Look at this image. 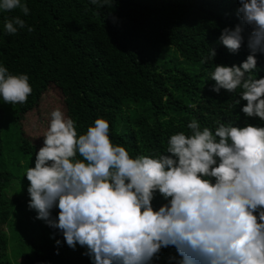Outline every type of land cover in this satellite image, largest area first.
<instances>
[{"label": "trees", "instance_id": "trees-1", "mask_svg": "<svg viewBox=\"0 0 264 264\" xmlns=\"http://www.w3.org/2000/svg\"><path fill=\"white\" fill-rule=\"evenodd\" d=\"M21 2L30 9L27 16L19 9L0 10V66L11 75H28L32 88L23 105L0 97V264H92L82 254L85 248H69L59 231L35 219L27 206L24 175L34 167L37 150L21 122L49 88L59 92L78 136L103 118L112 143L132 158L165 154L170 136L190 134L187 125L193 119L213 131L217 121L264 126L241 112L246 101L235 106L240 89L210 90L215 65H239L249 54L246 45L233 54L218 40L224 27L239 22L237 0ZM17 15L32 32L27 27L15 35L4 32L5 19ZM209 47L217 55L201 63ZM256 60L255 78H264V54ZM164 202L157 194L152 204L158 208ZM178 259L170 246L152 264H177Z\"/></svg>", "mask_w": 264, "mask_h": 264}, {"label": "clouds", "instance_id": "clouds-1", "mask_svg": "<svg viewBox=\"0 0 264 264\" xmlns=\"http://www.w3.org/2000/svg\"><path fill=\"white\" fill-rule=\"evenodd\" d=\"M237 2L239 22L218 40L233 54L246 45L249 54L239 65H215L210 90L240 89L235 106L246 101L241 112L264 121V78H255L256 56L264 54V0ZM14 9L30 11L21 0H0V10ZM26 27L33 31L19 15L4 21L8 35ZM216 55L209 47L201 63ZM28 81L0 66L3 102L25 104ZM50 115L34 167L24 175L27 206L69 248H85L92 264H152L170 246L177 264H264V126L217 121L213 131L193 119L190 134L170 136L165 154L132 158L110 140L107 120L96 118L78 136L59 108ZM157 194L165 202L154 208Z\"/></svg>", "mask_w": 264, "mask_h": 264}, {"label": "rangeland", "instance_id": "rangeland-1", "mask_svg": "<svg viewBox=\"0 0 264 264\" xmlns=\"http://www.w3.org/2000/svg\"><path fill=\"white\" fill-rule=\"evenodd\" d=\"M59 108L62 112L61 96L57 89L49 88L38 107L28 113L21 122V130L38 151L43 145V136L49 127L51 112ZM64 113V112H63ZM17 191L13 193L16 195Z\"/></svg>", "mask_w": 264, "mask_h": 264}]
</instances>
